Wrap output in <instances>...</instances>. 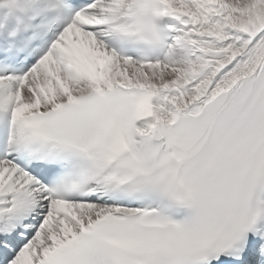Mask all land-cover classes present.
I'll return each mask as SVG.
<instances>
[{"label":"snow or ice","instance_id":"6c2138e0","mask_svg":"<svg viewBox=\"0 0 264 264\" xmlns=\"http://www.w3.org/2000/svg\"><path fill=\"white\" fill-rule=\"evenodd\" d=\"M0 264H264V0H0Z\"/></svg>","mask_w":264,"mask_h":264}]
</instances>
